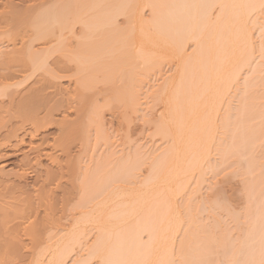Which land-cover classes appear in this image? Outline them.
Segmentation results:
<instances>
[{"label":"bare ground","instance_id":"obj_1","mask_svg":"<svg viewBox=\"0 0 264 264\" xmlns=\"http://www.w3.org/2000/svg\"><path fill=\"white\" fill-rule=\"evenodd\" d=\"M39 1L20 0L19 2L25 4V6L19 8V3H14L13 0H0V5L4 6V9L0 11V56L2 57L3 55V60L1 59V57L0 60L4 61V55H10L11 53L17 55L18 50L20 56L21 54L23 56L19 57L21 60L16 58L18 57V55L14 58L12 57V60L11 57L8 56L10 59L6 57L8 60L5 58L7 61L5 60L4 62H7V73H5V71L3 73L0 69V98L5 97V99H7L6 97H8L9 100L7 101H10L11 103V105L9 106L13 105L14 107L15 94L17 91L16 87H19V85L21 87V84L19 80L17 82L14 81V83H10L8 80H13L18 77L16 76L17 72L22 70L23 76L25 75L24 72L27 71L26 77L24 76L25 78L38 71L40 75L42 71L45 72L47 70L48 73L46 71L45 73H42L41 76L44 77L43 74L47 76L49 74L50 79L52 78L54 81H57L59 78L61 79V77H67L65 76V73H67L68 75L71 71L72 74L74 72L75 74L81 75L80 71H85L82 70V68H87L88 65L91 66V64L89 63L93 62L94 60L95 62H97H94L95 64H97V66L94 67L99 68L98 66H100V68L104 69L105 66H102V63H104L103 59L109 56L110 58H112L113 55H115V58L113 59H116V64L112 62L113 60H106V58L105 62L110 61V65L113 63L112 65L114 66L112 71L115 72V70L117 71L118 69V73L120 72L119 69L122 68L121 63H123L125 65H123V68H125L126 65H130L131 69L132 67L134 68L136 66H140L142 69V73L144 75H147L158 66H160L162 59L165 56L169 55L177 58L178 66L176 65L177 69L175 70L176 74L174 75V77L171 78V80L165 82L164 86H160L161 88L157 93L154 92L157 94L155 95L157 96L159 102H163V111L165 110L164 113H161L162 115L160 114L159 117L157 116L158 120L156 121V123L154 122V125L157 124L156 128H160L159 132H161L162 130L163 134L167 133V135H164L166 136V138L167 136L170 137L171 144L167 148L168 150H165V153H163L161 157H158L157 159L152 161L153 163H150V166H148L147 170L148 172L146 171L147 174L145 175V179L140 183V187H120L131 190V192L129 190L126 191L130 193V198L131 196H133L131 198L132 200H129L128 208H124L121 210L113 207V202L115 199L114 193L117 191L119 192V189H117L116 191L111 187L115 182L118 181L117 179L126 176V178L129 180L130 177L134 176L135 171L140 170V162L138 160L137 162H134L136 160L133 161L132 157L131 160L133 161V163H131L132 161H129L130 157H128L129 160L125 158L124 160L127 161L122 162V158L120 160V162L122 163L118 162L121 165L117 163V167L114 166L115 168H113L111 172L108 171L109 173H107V176H104V179L102 176L103 174L105 175L106 168H109L108 165L112 163L108 161L110 157L109 156L107 157L108 159L104 160L106 162L108 161L109 164L108 162H101L100 165L99 163H97L96 166H100L98 167V169L95 168L98 170V172H95V169L94 172H92L93 170L90 171L91 174L96 173L93 174L94 177L91 174H88L89 170L88 172H83L84 174L87 172L85 174L86 176L83 174V177L85 178H83L82 181L85 185L87 183L88 186L86 187H88V189L84 187L86 189L85 194L83 193V196L78 199V202L76 203V205H74L75 207L72 210H68V205H66L63 201V210H61L62 212L61 214L59 213V216L57 215L59 211L55 209V197L54 199H52V197L51 200L49 198V204L48 202H45L46 204H48L44 205L48 207L46 208V210L48 209L47 211H49V214L46 213L47 217L46 215V218L44 217L46 221L44 222L45 228L43 230L47 229L48 232H46L45 230V232L43 233H46L45 236L47 235V238L50 241L54 240L53 243H55L51 244V247L50 245H46L42 248V250L39 251H36L39 247L36 246L37 248L35 247V250H33V248L32 250L34 252L36 251V254L34 253V259L30 264H67V260L71 258V256H73L72 254L76 253L75 251L79 247L81 248V245L83 243L82 241L86 238L88 232H94L96 235L92 244L88 246V261H77V264H90L93 259L94 261L97 260V264H174L176 261V259L174 258L176 257H180L178 259V261H180L178 264H199V259L198 257H195L196 254L193 253L194 248H191L192 244H190L189 242V233L191 234L193 229L191 227V231L190 228L188 229L186 227L187 229L184 228V231L180 226V222L182 224L183 219L179 218L181 217V214L180 216H178L180 208H178V202L176 205L175 196L177 194L176 192H184L186 188L188 189V184H186L185 182H189V180L185 181V179L187 180L188 177L189 179H191L193 176L192 175L190 177L189 175L197 172V174L195 175H198V179L204 177L203 175L206 171L204 167L207 166L205 161H208L209 159L208 156H210V151H212L210 149H213L217 146L214 143V137H216V135L214 136V134H216L215 131L219 126V121L224 127L226 124L228 125V123H230V121L233 119L236 122V120H238V116L239 120L242 121L241 116H243V118H246L244 116L246 115L244 112H249V115L251 114L250 112H254L251 105L254 104L255 98L254 96V99L250 98V96H247V94L249 93V90L251 88H254L256 86V80L254 81V79L246 77L242 82V84L245 86V88H242L243 90L238 87V84L239 82H241L240 80H242V75L246 74L247 70H251V72L250 70L249 72L247 71V74H258V72H260V65L264 64V20L261 21L260 17L264 15V0H71V2H69V0H67L66 2L64 0H49V2ZM46 2H51V6L48 3V5L45 4ZM45 5L46 7H50L44 8ZM216 7H218V10H216L217 13L216 11H214L216 13V15H214L213 10H215ZM145 8H149L148 10L150 11V14L148 15L150 16V18H146V15L144 16L145 13H143V10H145ZM253 14H257V16L255 15V17ZM119 17H123V23L126 25L131 24V27L130 25L129 27H124L123 23L120 22V24L123 25L121 26L118 22V20H120ZM253 26L255 27V29L257 27L259 38H261L259 45H256L253 40ZM190 40L194 42L192 43L195 47L193 52L188 53V51H186V44L187 41L191 42ZM5 49L7 50L5 51ZM114 51H116V53L118 52L119 59L116 56L117 54L112 55ZM21 52H26L24 53L25 57H27V59L25 58L26 61L22 60V58L24 59V55ZM103 53L106 56H104ZM106 53L109 56H107ZM257 53H259V55ZM256 54L258 55L257 59L255 58ZM90 57L91 59H89ZM102 57L103 59L101 60L100 58ZM121 59H123L124 62L126 60L129 65L128 63H124L123 61H121ZM255 59H259V61H261L257 64ZM9 60L24 62H20L22 64L21 65L20 63L13 61L14 63L12 62V64L14 65L16 63V67H11L12 64H10L11 62ZM98 62L101 64L98 65ZM134 63L136 64V66H134ZM254 63H256V65H254ZM8 64L10 67L7 66ZM17 64L21 65L19 66L21 68L20 70L17 69ZM106 64L109 68V64ZM48 66L49 68L51 67L50 69H52V71L48 70ZM0 67L4 68L5 63L3 66L0 65ZM107 67L105 68L106 70L108 69ZM14 68L15 70L17 69V71H15ZM100 68L96 71H100ZM123 68L121 70H123ZM109 69L110 70H108L107 72L110 73L112 66ZM244 71L245 73L243 74ZM22 72L20 73L21 75ZM50 73H52V76H50ZM114 74H112L113 76H111L114 77ZM116 76L117 75L115 74V77ZM42 77L40 81L46 78ZM107 77L109 78V81H114L110 80V75ZM115 77L112 79H116ZM48 81L49 87H54L55 83L58 82H51L52 85H50V80ZM76 82L77 84L79 83L77 80ZM263 82L264 81H262V85L264 84ZM23 83L25 84V82ZM233 86L234 88L235 86H237L236 88L240 89L239 91L243 93V98L241 97L242 102H239V109H241L240 111H238L239 109L237 110V113L241 112V114H239L238 116H236V114L234 115L235 117L229 110H225L226 112L221 113V111H223L222 104H226L224 100L226 99V97L230 96L229 93L230 91H232L231 88ZM13 87H15V90ZM262 87H264V85ZM12 88L14 90L13 92H11ZM11 95L13 96V98ZM244 95L247 97H245ZM119 96H121V94ZM119 96H117L116 98L117 101L121 102V99L119 100ZM123 96L124 95L122 94V97ZM110 98H112L111 101L110 99H107L109 101H105L107 103V106H111L112 104H114L113 99L115 97ZM252 99L253 101L251 103L249 100ZM126 100L130 105H128L129 108L135 110L138 102L136 81L134 83V86L131 88ZM4 104L2 103L1 105L0 103V106H2L1 109L3 108ZM49 111L46 113L44 112L46 117V114L49 113ZM242 112L244 115H242ZM33 113L35 117L31 115ZM55 113L50 111L49 114L52 115L50 117H53V114L55 115ZM16 114L15 112L12 113L13 116L9 114L10 120L11 117H15ZM19 114L22 117L18 116ZM26 114H30V116L33 117L29 118ZM36 114V112H26L24 113V117L29 119V121L32 118V125L35 124L36 126L38 125L36 123V118L37 122H39L38 120H42L39 119V117H36ZM18 115V117L16 116L15 118L20 117L19 120H21L20 124H22V126L23 123L27 125L29 124L28 120L26 123V118L24 119L23 112H19ZM63 116L65 115L63 114ZM236 117L237 119H235ZM33 118H35V121ZM3 120H5V118ZM10 120L8 121L10 122ZM24 120L25 122H23ZM243 121L246 120L243 119ZM41 122L39 123L41 124ZM4 123L6 122L4 121ZM244 123L245 122L239 123V121H237V123H234L233 121L232 123L231 121V125L235 124L236 126H243L242 124ZM101 124L104 125L103 123ZM1 125L0 128H2ZM227 125L224 127L225 129L230 126ZM20 127L18 129L21 131ZM38 127L40 126L38 125L37 128ZM24 128L25 127L23 126L22 129ZM3 129L4 128H2L1 130ZM98 129L99 131L97 132L99 133L97 134V137L99 139H102V141L103 139H105L104 141H106L105 132L99 127ZM79 132L80 131L78 130L77 134ZM243 133L241 132V136L245 137L244 135H242ZM23 134V138L19 137L18 130L12 128L8 129V134H6L5 136L3 135L4 137H2V134L0 133V140L4 138L6 141L2 145L0 144V161L20 155V152H22L23 150H21L20 147L25 145L26 141L24 137L27 138V136H31L32 139L35 138L32 130H25ZM246 134H248V137L246 139L243 137L241 138L243 141L245 139V141H241L242 143L239 142L241 145L239 143L236 144L239 145V147L235 145L237 147L236 151L238 154L239 152H241L243 147L244 149L246 148V152L248 153L253 146V142H257L256 140L258 139V136L255 131H250L248 133L246 132ZM78 137L83 139L86 138V140H88V135L84 131L79 133ZM56 138H60V136ZM99 139L98 141H100ZM215 139L216 142L217 138ZM57 140H59L60 143ZM61 141L62 139H56V142L57 144L59 143L62 152H60L59 150L58 151L63 154L64 145H62L63 141ZM1 142L2 141H0V143ZM36 144L37 143H35V145ZM41 144L43 145V143H40L36 146L30 144V147L27 148L28 151L26 152V156H29L28 153L35 152L36 154V151L39 154L41 150L40 148L43 147L41 146ZM50 144L47 145L50 146ZM53 144L55 146V143ZM57 144L56 146H58ZM47 145L46 147L48 149ZM212 145H214L213 148ZM232 146L233 145L230 144V148H228L231 150L233 149ZM55 147H53L54 149H52L51 147L52 150H50L49 148V151L46 149V152L41 150L42 153H44L41 154L40 152V154L44 155L43 157L45 158H49L50 160L52 159V162H54V164L56 162L60 164V161L62 159L60 158V155L55 156L56 153L53 151L55 150ZM60 147H56V149H59ZM4 149L12 150V152L7 154L3 151ZM226 149L227 147L221 150L222 153H224V156L229 154V152L227 153L228 149ZM244 149L242 151V156L247 154L244 152ZM69 151H66L65 155L67 154V152L69 153ZM40 154L38 155V158L41 157L42 159V156ZM40 160L38 161L40 162ZM38 161L35 162L37 164L35 165L37 167L38 165L42 167V163L38 164ZM65 161H67V159ZM69 162H71V160ZM69 162L67 161V163ZM24 163H26V161H24ZM5 166L6 165H0V172L3 171V168ZM60 168L59 170H62ZM34 171L40 179H42L41 177H44V179L41 181H44L46 175L49 173V170L46 175H44V172H41L39 169H36ZM18 173L21 174L20 172L14 174L11 173V175H9L8 173V179L5 178L6 180L3 179L0 181V240L2 237H8V239L11 238L14 240L18 236L16 235L17 231L15 233V229L19 230L26 224L25 227H22L25 231L24 235L27 236L26 231H28V240H30L31 237V241L34 242L38 237L39 229L38 231H36L37 227L36 225H33V223L35 224V222L33 221L34 217L32 218V216L38 213V209L41 205L40 203H42V201L40 200L42 194H37V197H40L37 198V200L39 199L38 202L40 203H36L37 201L34 202L36 197L33 199V195L28 191L31 188L28 180H26L23 175H19ZM42 174L44 176H42ZM52 175H54V173L52 172L50 176L47 175L46 180L48 179L50 181ZM96 175H100L106 183H109L106 184L105 182H103V180L101 181L102 184H105H100L99 186L100 188L103 187V191L101 189L102 192H100V190H98V192H95L99 188L98 186H96L98 188H95L93 191L91 190L93 188L89 189V183L92 182L91 180L98 179V177L96 178ZM10 176H13L14 179L12 180V177L10 179ZM25 177H28L27 174L25 175ZM89 177H93V179H90ZM159 178H163L164 182H170L169 184L175 182L174 184L176 185H169L168 190L165 188V191L168 192L166 194H164L165 192L162 191V189L164 190L163 187H166V185H163V187L161 186L162 189L161 187L160 189L162 191V194H160L161 191L157 186L163 184V182H161L163 181V179H160V181ZM84 179H86V183ZM99 179L98 181H100ZM22 181L25 182L26 189L28 190L23 191V185L22 187L20 185V182ZM88 181L90 182L88 183ZM155 181L157 183V190L151 191L153 185L156 184L154 183ZM181 181H183L184 184L182 182L181 186H179ZM200 181H197L196 183H198L199 185ZM45 182L46 181H44V183ZM19 186L22 188V190L19 188ZM57 187L60 188L59 186ZM110 189H112L113 191H110ZM125 189H123L124 192ZM40 190L42 191L41 187ZM121 192L122 190H120V194ZM150 192L152 193L154 198L157 195L158 199H154ZM153 192H157L156 195H154ZM225 193L226 192L224 191V194ZM124 194L122 193L121 196H124ZM179 194H177V197ZM103 195H106L107 202H97V200ZM117 195L118 194L116 193V196ZM159 196L161 197L160 199ZM225 196L228 195L225 194ZM151 197L154 201H151ZM162 197H164V199H162ZM186 209L189 208L186 207ZM68 211L75 212L71 213L72 216L70 215V218H72L69 219V221L71 220L70 224H68V226L65 224V226L63 224V221L65 219H68V217L66 218V214H68ZM125 216H130L129 220L132 223H129V226L128 218ZM176 216L178 217V220L180 219L181 221H178ZM132 217L134 218L133 221L130 219ZM30 220L33 222H31ZM125 220L128 221L127 225L125 224ZM254 222L256 221L254 220ZM187 225L188 223L185 226ZM189 225L193 226V224ZM182 226H184V224ZM180 229H182L184 232L181 231V233ZM253 231H251L252 236ZM179 232L182 234V238L180 234V242L177 241L179 238ZM145 234H147V237L144 241L142 239V236ZM192 237L194 239L195 234L194 236H191V239ZM55 239L57 240L55 241ZM194 240H196V237ZM32 242L29 245H31ZM39 242L42 241L39 240ZM15 243L17 242H14V244ZM35 243L34 246L37 244ZM44 243L42 242V244ZM37 245L40 246L39 244ZM176 246H178V248H176ZM30 247L28 248L30 249ZM48 247H50L51 250L45 249ZM13 251L15 252V250ZM240 252L241 250H239V254ZM237 254L238 252L234 254L236 257L234 260L232 259L233 261L231 260L232 264H241V260H238L240 258L237 257ZM12 257L14 258V256ZM17 257H15V259ZM9 260L11 261V256ZM195 260H197V262H195ZM256 260L258 259L256 258ZM1 263L3 262H0V264ZM5 263L6 261L3 264Z\"/></svg>","mask_w":264,"mask_h":264},{"label":"rangeland","instance_id":"obj_2","mask_svg":"<svg viewBox=\"0 0 264 264\" xmlns=\"http://www.w3.org/2000/svg\"><path fill=\"white\" fill-rule=\"evenodd\" d=\"M13 1H14V3H19L20 6L17 4L19 6V8L25 6V4H22L21 2H19L20 0H13ZM16 1H18V2H16ZM40 1L41 2H44V1L49 2V0H40ZM64 1L66 2L67 0H64ZM48 2H46L45 4H47ZM69 2H71V0H69ZM50 3H48V4L50 5ZM2 6L3 5H0V11L4 9V6L3 7ZM50 6L46 7V5H45L44 8H48ZM148 9L145 8V10H143V13H145L144 16L146 15V18H150V16L148 15V14H150V11ZM216 10H218V7H216L215 10H213L214 15H216V13H217ZM214 11H216V13ZM253 15L257 16V14H253ZM262 16H264V15H262ZM262 16H260L261 21L264 20V17H262ZM119 19H120V20H118L119 24H120V22L123 23L124 18L119 17ZM252 19H253V17H252ZM146 20H148V19H146ZM123 25H124V27H129V25L131 27V24H129V25L127 24L128 25L127 26L126 24L123 23ZM123 25H121V26H123ZM253 27H252V29H253L252 30L253 31V33H252L253 34V40H254V43L256 45H259L261 38H259V33L257 31V27H256V29H255V27L254 28ZM127 29H129V28H127ZM96 40H98V39H96ZM190 41L191 42L187 41V44H186L187 49L185 48L186 51H188V53L193 52L194 47H195V46H193L194 42L192 40H190ZM6 50L7 49H5V51ZM23 51H25V50H23ZM26 52H24V53H26ZM21 53H23V52H21ZM24 53H23L24 59L22 58V60L26 61L27 57H25ZM113 54H117L116 56L118 58V52L116 53V51H114L112 53V55ZM257 54L259 55V53H257ZM257 54L255 57L256 59L258 56ZM17 55H18V57H16V58H18V59H20L19 57H23L22 54L20 56L19 50L17 52ZM17 55H14L13 53H11L10 55L9 54L6 56L4 55V57L6 58L9 56V57H11V60H12V57L14 58ZM103 55H104V53H103ZM104 56H106V55H104ZM107 56H109V55L107 54ZM113 56H112V58H110V56L105 57V58H106V60H111V61L113 60L112 62H114V64H116V62H115L116 59H113V58H115V55H113ZM2 57H3V55H2ZM2 57H1V59L3 60ZM9 57H8V59H10ZM103 57L100 59L102 60ZM5 58H4V61L7 59V58L6 59ZM105 58L103 59L104 63H102V66H105V68H106L108 66L106 63H108L110 67L112 66V69H111V71H112L113 66H114V65H112L113 63L110 65V63H111L110 61L105 62ZM120 58H121V56H120ZM123 58H124V56H123ZM89 59H91V57ZM256 59H255V61L258 64L261 60L259 61V59L258 60H256ZM2 60H0L1 61L0 65L3 66L5 63V67H6L7 62H4ZM13 61L18 62L17 60H13ZM13 61H10L11 62L10 64H12ZM121 61H123V59H121ZM2 62H3V65H2ZM20 62H18V63H20ZM23 62L24 61H22L21 63H23ZM87 62H89V61H87ZM94 62H95V60L93 62L89 63V64H91V66L88 65V67L86 66L87 68H82V70H85V71H82V72L80 71L81 75L75 74L74 72L72 74V71H71L68 75H67V73H65L66 74L65 76H67L65 78L61 77V79L60 78L58 80L55 79L58 82L54 81L52 78H51L52 79V81H51V79L49 78V74H48V76L43 74L44 77H46V78L41 76L42 73H45L47 70L46 71L44 70L45 72L42 71V73H40V75H39V71H38L36 73L29 75L27 78H25L27 75L26 74L27 71L24 72L25 77L23 76V72H22L23 70L18 71L17 75H16L18 77H16L15 79L12 78L13 80H8L10 83L11 82L14 83V81L17 82L19 80L21 87H20V85H19V87H16L18 92L16 91L17 95L15 94L14 107H13V105L9 106V105H11V103H10V101L9 102L7 101V100H9L8 97H6L7 99H5V97L0 98L1 105H2V103L3 104L5 103L3 108H2L3 110L1 109L2 106H0V117H1L0 118V120H1L0 125L2 123V125L5 126V127H3L1 125V127L4 129L1 130L2 128H0V133L2 134V137H4L6 134H8V129L12 128V129H17L19 137H22V136H24L23 133L25 132V130H27V131L32 130L35 138L32 139L31 136L30 137L27 136V138L24 137L26 141L24 140L25 145L20 147L21 150L23 149L22 152H20L21 154L15 156V157L9 158L7 160H1L0 161V165H6L3 168V171L0 172V181L3 179L4 180L8 179V177H7L8 173H9V175H11V173L14 174V173L20 172L21 174H19V173L18 174L23 175L24 178H26V180H28V183L31 186L30 190H28V189H26L25 182H23V181H22L23 183L20 182L21 187L23 185V187H22L23 191L28 190L29 192H31L30 194L33 195L32 196L33 199L36 197L34 200V202L37 201L36 203H40V202H38L39 199L37 200V198H40L39 196L37 197V194L38 195L42 194L41 199H40L42 201V203H40L41 205H40V208L38 209V213L36 215L33 213L35 216L34 215L32 216V218L33 217L37 218V219L33 218V221L35 222V224L33 223V225H36V227H37L36 231H38V229H39L38 237H37L39 239L36 238V240L35 241L33 240L34 242H32L31 241L32 239L30 237V240H28L29 239L28 231H26L27 236H25L24 235L25 234L24 228H22V227H25L26 224H25V226H22L19 230L15 229V233L17 231L16 235H18V236L14 240L11 238L8 239V237H5L6 239L4 237H2L0 240V259L3 258L0 260V262L4 263L6 261L5 264H12V263L13 264H18V263L19 264H30V263H32L31 261H33V259H34L33 256H35L34 253L36 254V251L42 250V248L46 245H50V247H51V244L55 243V242L53 243L54 240L50 241L47 238V235L45 236L46 233L45 234L43 233V232H45V230H46V232H48L47 229L43 230L45 228L44 227V222L46 221L45 218L47 217L46 213L49 214V211H47L48 209L46 210V208H48V207H46L45 205H48L51 198L53 197L52 199H54V197H55V201H56L55 209L57 211H59L57 213V215L60 216V214L62 212L61 210H63V208H62V206L64 205V204L62 205L63 201L66 205H68V210H72L75 207L74 205H76V203L78 202V199H80L83 196V193L85 194L86 189L84 187L88 186L86 183V179H84L86 185L82 181L83 178H85V177H83V174H84L83 172H85V171L88 172V170H89L88 174L90 175L91 174L90 171L93 170L92 172H94L95 168L98 169V167H100L99 166L100 163L106 162L104 160L108 159L107 157H109V156L110 157H109L108 161H110L112 163L110 165H108L109 166L108 169L106 168L105 175L103 174V176H102V174H101V176L103 178H104V176H107V173H109L108 171L111 172L112 169L117 167L118 164L122 163L123 161L129 160L128 157H130L129 161H132L131 160V157H132L133 161L136 160L134 162H137V160L140 162V166H141L140 170L135 171L134 176L130 177L129 180L126 178V176L122 177L123 179L120 178L121 177L120 176L119 178L122 180L117 179L118 181L115 182L111 187L113 190H116V191H117V189H119V192L117 191L114 193L115 199L113 202V207H115L116 209L117 208L121 209V210L124 208L125 209L128 208L129 200L133 196H131V198H130V196H129L130 193H128L126 191L129 190L131 192V190L125 189V188H120V187L121 186L122 187L127 186L128 188L138 187V186L140 187V183L145 179V175L147 174L146 171L148 170V166H150V163L152 161H154L155 159H157L158 157H161L162 154L165 153L164 151L165 150L167 151L168 150L167 148L171 144L170 137L167 136V138H166V136L164 135V134L167 135V133L163 134L162 130H161L162 133L159 132L160 128L157 129L156 128L157 124L154 125L156 123V121L158 120L157 116L159 117V115L161 113H164V111H165V110L163 111L164 104L161 101H160L161 103L159 102V100L156 96L157 95L156 93L160 90V88H161L160 86H164V83L171 80V78H173L174 75L176 74L175 70L177 69V66H178L177 58L172 57L170 55L165 56L162 59L161 65L158 66L156 69H154L152 72L148 73L147 75H144L142 73L141 67L136 66L135 63H134V66H136V67L133 68L131 66L132 67V69H131L129 63L126 62V60H125V62L128 63L129 66L126 65V67L123 68L125 65L123 63H121L122 64L121 67L123 68V70H121L122 68L119 67L120 68L119 69L120 74L118 73V69H117V71L114 69L115 72L112 71L113 73L110 71L111 74L109 72H107L108 70H110L109 69L110 67L109 68L107 67L108 69L106 70L104 67H103L104 69H102V68H100V66H98L101 69L100 71L102 73L99 70L96 71L99 68L94 67V66H97V64H95L97 62H95V63ZM256 63H254V65H256ZM15 64L14 65L12 64L11 67L15 66ZM20 64L19 65L17 64V69H19V70L21 69L19 66L22 65V64L21 65ZM100 64L101 63L98 62V65H100ZM104 64H106V65H104ZM7 66L10 67L9 64ZM5 67L4 68L0 67V69L2 70L3 73H4V71H5V73H7L6 72L7 67L6 68ZM48 68H49V66H48ZM50 68L48 70L52 71V69H50ZM17 69L15 70V68H14L15 71H17ZM102 70L105 72H103ZM249 70H247V71L249 72ZM247 71H246V74H244L245 71L243 72L244 75H242V77H241L242 80H240L241 82H239L240 85L238 84V87H240V89H242L243 87L245 88V86L242 84V82L246 77L254 79V81L256 80L255 81L256 86L254 84L255 87L253 86L254 88H251L252 91L250 89L249 93L247 94V96H250V98H253V96L255 98V99L253 98L254 104L251 105L252 110L254 112H250L251 113L250 115H249V112H244L246 115H244L242 112V115H244L246 118H243V116H241L242 121L239 120L238 115L241 114V112L237 113V110L239 109V105H240L239 102L241 101V97L243 98V93L241 91H239L240 89L236 88L237 86H235V88L233 86L231 88L232 91H230L231 94L229 93L230 96L226 97V99L224 100L226 103V104H224L225 107L222 104L223 111H221V113L229 110L233 116L236 114H237L236 116H238V120H236V122L233 119L235 116L234 117L232 116L233 117L232 118L233 120H231L232 123H233V121H234V123H237V121H239V123L240 122H245V123L242 124L243 126H241V125L236 126L235 124L231 125V121H230V123H228V125H230V126L228 128L226 127L227 129H225L224 127L227 124L223 127L221 125V122L219 121V123H218V121H217L219 126L217 127L218 130L216 129V131H215L216 134H214V136L216 135V137H214V143L217 146L213 143L216 147L213 148L214 145H212L213 149H210L212 151H210V154H209L210 156H208L209 159L207 158L208 161L207 160H206L207 162L205 161L208 168L204 164L206 166V167H204V169L206 170L204 172L205 174L203 175L204 177L203 178L199 177L200 179H198V175H195V174H197V172L189 175L190 177L193 175L191 179H189V177L187 180L185 179V181L189 180V182H185L186 184H188L189 190L186 188L187 190L185 189L184 192H176L177 194H179V193L180 194L178 195V197H177V194L175 196L176 205L178 202L179 207L178 206L177 207L180 208V210L178 209L179 210L178 216H180V214H181V217H179V218L183 219L182 224L180 222V226L182 227V229L184 231H185L184 228H186V227L188 229L190 228V230L192 227V229L194 231L196 240H194L195 237H194V239H193V237L191 239V236L192 235L194 236L193 231L191 230L192 231L191 234L189 233V242H190V244H192L191 248H194L193 253L196 254V256H195L196 258L198 257L199 264H232V261L236 257L234 255V254H236V252H238L237 257L240 258L238 260H241V264H264V112H263L264 111V87H262L264 85V84L262 85V81H264V64L260 65V67H259L260 72H258V74L257 73L253 74V75H251L250 73L247 74ZM21 72H22V75L20 74ZM250 72H251V70H250ZM47 73H48V71H47ZM52 73H50V76H52L51 75ZM114 73L117 75L116 77H115ZM108 74L110 75V80H114V81H112V82L109 81V78L107 77V76H109ZM112 74H114V77L116 79H112V78H114V77H112L113 76ZM74 75H76V76H74ZM20 77H21V79H20ZM41 77L44 78V80L45 79L47 80L49 78L48 80H50V85H52L51 82L52 83L57 82V83H55V85H57L59 83L61 86L58 84L57 86L54 85V87L53 86L49 87V84H48L49 81L47 80V82H46V80L44 81L43 79L40 81ZM76 80L79 82L78 84H77ZM22 81L25 82V84ZM42 81H44V82H42ZM135 81H136V91H137V101L138 102L136 105V109L132 110L131 108H129L130 105L126 99L128 98L129 92H130L131 88L134 86ZM254 81H252V82H254ZM44 85H45V87H44ZM59 87L60 88L62 87V88L60 89ZM13 88L15 90V87H13ZM13 88H12L11 92L14 91ZM103 92H104V95H103ZM154 92H156V93H154ZM120 94H121V96H119ZM122 94L124 95L123 97H122ZM241 94H242V96H241ZM12 95H14V94H12ZM117 96L120 97V98L119 97L118 98H119V100L121 99V102L117 101V98H116ZM247 96H245V97H247ZM110 97H115L116 99L115 98H114L115 100L113 99L114 104H112L111 106H107V103L105 101H109L107 99H110V101H111L112 98H110ZM12 98H13V96H12ZM253 99L249 100V101L252 103ZM115 101H117V102H115ZM16 103H18V104H16ZM126 103H127V105H126ZM67 105L69 108L67 107ZM47 108H49V109H47ZM46 109L48 111L50 110L51 112H54V113L56 112L55 115L53 114V117H50L52 115L49 114L50 113V111H49V113L46 114L48 117L47 118L45 116V113L48 112ZM240 109L238 111H240ZM252 110H250V111H252ZM4 112L8 113V114H5ZM9 112H11V113H9ZM13 112H15V114L17 112L16 116L18 115L19 112H21V113L23 112V117H24V113H26V112L27 113L36 112L37 113L36 117H39V119H42L41 120L42 122L40 120H38L39 122H41V124H40L39 122H37V118H36V123L40 127L37 128L38 125L35 126L34 122H33L34 125H32V122H31L32 118L29 121V119L24 117V119L26 118V123L28 120L29 124L27 125V124L23 123V126L25 128L22 129L23 126H22V124H20L21 120H19V118L22 117V116H20V114L18 115V116H20L19 118H15L16 116L14 115L15 117H11V120H10L9 116L12 115ZM63 114L65 116H63ZM26 115H28V114H26ZM31 115H33L35 117L34 113ZM33 116H30V114H29L27 117L30 118ZM4 118H5V120H3ZM7 119L10 120V122ZM33 119L35 121V118H33ZM235 119H237V117ZM243 119L246 121H243ZM16 120H19V121H16ZM4 121L7 124L4 123ZM23 122H25V120ZM101 123H103L104 125H102ZM18 124L22 127H20ZM15 125H17V126H15ZM30 125L32 128L30 127ZM101 125H102V127H101ZM33 126L36 128H34ZM19 127H20L21 131L18 129ZM98 127L100 129H103V131L105 132L106 141H104L105 139H103V141H102V139H99L97 137V134L99 133V132H97V131H99ZM78 130L80 131L79 133H81L83 131L86 132V134L88 135V140H86V138L83 139V138L78 137V134H79V133L77 134ZM250 131H255L257 133L259 140L256 138L257 142L256 141H255L256 143L253 142L254 147L252 146L253 149L251 147V150L248 153L246 152V148L244 149V147H243V149L245 150L244 152L247 154L243 153L245 155L242 156L243 149L241 150V147H240L241 152H239V154H238L236 151V149H237L236 146L239 147V145H236V144L243 141L241 139L243 137V136H241V132L242 133L244 132L242 135H244L245 137H243V138L246 139L248 137V134H246V132L248 133ZM59 136H60V138H56ZM53 138H54V140H53ZM215 138H217L216 142H215V140H216ZM3 139L4 138H2V140H0V141H2L0 143L1 145L6 142L5 139L4 140ZM56 139H62V141H63V143H62V145H64V147H63L64 153L63 154L60 153V152H62L61 147L59 145L60 142H59V140H57L59 142L57 144ZM98 139L100 141H98ZM245 139H244V141H245ZM52 140H53V142H52ZM38 142H39V144L43 143V145L41 144V146H43V147L45 145L44 150H43V147L40 148L44 152H46L47 150L49 151V148H50V150L54 149L53 147H55L57 144L58 146H56V147L57 148L60 147V148L56 149V147H55V150L57 152L55 150H53V151L56 153V154L54 153L55 156L60 155L62 162L60 161V164H58L57 162L54 164V162H52V159L50 160L49 158L43 157L44 155H41L44 153V152L42 153L41 150H40L41 154L39 152V154L42 156V159H41V157H39L41 160L38 158L39 154L37 151H36L37 155L34 152V153H28L29 156H26V154H27L26 152L28 151L27 148L30 147V144L35 145V143H37L36 145H39ZM53 143H55V146ZM47 144H50L52 149ZM230 144L233 145L232 146L233 149H231V150L229 149L231 147V146L229 147ZM46 145L48 146V149H47ZM243 145H244V143H243ZM226 147L228 149L227 153L229 152V154H227V155L225 154L226 156H224V153H222L221 150H223ZM67 149H69L70 151ZM3 151L7 154L12 152V150H8V149H6V150L4 149ZM66 151H69V153L67 152V154L65 155ZM58 153H60V154H58ZM30 154H31V156H30ZM32 154L36 155L37 157L32 155ZM222 154L224 157L222 156ZM25 156L28 157L30 159V161ZM67 157H70V158L73 157V158L70 159ZM122 158H123V160H121ZM125 158L127 160H124ZM36 159L40 160V162ZM66 159L68 162L71 160V162L67 163V161H65ZM35 160L38 161V164L42 163V167H40L39 165L37 167ZM120 160L122 162H120ZM24 161H26V163H24ZM27 161H29V162H27ZM64 161H65V163H64ZM133 161L131 163H133ZM118 162H120V163H118ZM97 163H99L98 166H96ZM108 164H109V162H108ZM35 166H36V168H35ZM59 168L62 170H59ZM33 169L34 170L39 169L41 172H44L43 173L44 175H46L48 173V170H49V173L47 174L48 176H50L51 172L54 173V175H52L53 181H52L51 177H50L51 178L50 181L48 179L46 180V177H47V175H46L45 180H44V181H46L45 182L46 184H45L44 181H41L44 179V177H41L42 179H40L39 176L36 175V173ZM77 169H78V171H77ZM79 169L81 170V172ZM97 169H95V172L96 171L98 172ZM23 172H25V173H23ZM26 174L28 177H25ZM43 174H42V176H44ZM93 174H96V173H93ZM93 174H91V175L93 176ZM4 175H6V176H4ZM101 176L96 175V178L97 177H98V179L100 178L99 179L100 181H98V179H93L94 176L91 177L93 180H91L92 181L91 183H89L90 181H88L89 189L93 188V189H91L93 191L95 188H98L100 186V184L105 185L104 183L103 184L101 183V181L103 180L101 178ZM11 177L13 180L14 179L13 176H10L9 178L11 179ZM160 179L161 178H159V180ZM106 180H107V178H106ZM197 181H200L199 185H198V183H196ZM103 182H105V181L103 180ZM161 182H163V184H160L157 186V183L155 181L154 183H156V184L153 185V188L157 186L160 189L161 186L163 187V185H166V187H163L164 190L161 187L162 191L165 192L164 194L168 193L165 190L166 189L168 190L169 185H173L175 183V182L174 183L171 182L172 184H169L170 182H168V183H167V181L164 182V179ZM182 182L183 181H181V183L178 182V183H180L179 186H181ZM58 183H60V184H58ZM165 183L168 184V187H167V184H165ZM35 184H37V185H35ZM40 184H42L43 187ZM183 184H184V182H183ZM46 185H47V187H46ZM174 185H176V184H174ZM57 186H59L60 188H58ZM61 186H62V188H61ZM96 186H98V187H96ZM21 187L19 186V188L22 190ZM24 187H25V189H24ZM40 187L44 193L40 190ZM157 187L154 189L152 188L151 191L152 190L156 191ZM186 187H187V185H186ZM32 188L35 192L32 190ZM86 188L88 189V187H86ZM102 188L103 187H101V188L99 187L95 192H98V190H100V192H102L103 191ZM101 189H102V191H101ZM112 189H110V191H113ZM123 189H125V192L123 191ZM161 189H160V191H161ZM37 190L38 191L40 190V191L38 192ZM91 190H88V191H91ZM120 190H122L121 194H120ZM223 190L226 192L225 194L228 196H225ZM162 191L160 194H162ZM116 193L118 194L117 196H116ZM122 193L123 194L125 193L126 195L124 194V196H121ZM156 193H154V195H156ZM150 194L152 195L151 192H150ZM156 196L154 198L152 195V197L157 200L158 196L157 197ZM44 197H46V198L48 197V198L46 199ZM152 197H151V201H154L152 199ZM229 197H230V199H229ZM49 198H50V200H49ZM160 198L161 197L159 196V199ZM61 199H62V201H61ZM162 199H164V197H162ZM104 201L107 202L106 195L101 196L97 200V202H104ZM45 202L46 203L48 202V204H46ZM186 207L189 209H186ZM73 212H75V211H72V212L68 211V214H66V218L68 217V219H65L63 221L64 223L62 222L64 225L66 224L68 226V224H70L71 220L69 221V219H72V218H70V215L72 216L71 213H73ZM45 215H46V217H45ZM130 216H132V215H130ZM125 217H127V216H125ZM125 217H124V219H125ZM129 217H127L129 222L125 220V224L127 225V222H128V226L132 223L129 220ZM176 218L178 220L177 216H176ZM130 219L133 221L134 218L132 217ZM254 220L256 222H254ZM33 221H31V222H33ZM41 221H43V222H41ZM184 222L186 224L188 223V225L193 224V226L192 225L185 226L186 224ZM183 224L185 227L182 226ZM33 227H35V226H33ZM182 229H180V232L183 231ZM253 229H254V231H253ZM251 231H253V236H252ZM180 232H179V238L177 240L178 242H180V239L182 238V234H181L182 232L181 233ZM188 232H189V230H188ZM39 233L42 235H40ZM180 234H181V238H180ZM254 234H255V236H254ZM146 235L147 234L142 236L143 237L142 239L144 241L146 240V237H147ZM95 237H96V235L94 232H88L86 238L82 241L83 243L81 245V248L79 247L75 251L76 253L72 254L73 256H71V258H69L67 260V264H75L77 261L82 262L83 260H87L88 259L87 258L88 246L90 244H92ZM39 240L42 241L43 243L44 242H46V243L42 244V242H39ZM43 240H45V241H43ZM56 240L57 239H55V241ZM191 240H194L195 242L191 241ZM13 241L17 242V243L14 244ZM31 242H32V244L29 245ZM35 242L37 244H39L40 246H38ZM34 243L36 244L35 246H34ZM208 245H209V247H208ZM32 246H34V247H32ZM36 246L39 248H37ZM28 247H30V249ZM35 247L38 250H36L34 252L33 250H35ZM50 247L45 248V249L51 250ZM176 248H178V246H176ZM238 249L241 250L240 254H239ZM13 250H15V252ZM29 250L32 252V254ZM195 250H196V252H195ZM176 253H177V251H176ZM10 256H11V261L9 260ZM12 256H14V258ZM15 257H17L16 258L17 260L15 259ZM175 257H176V254H175ZM31 258H32V260H31ZM179 258L180 257L174 258V259H176L174 264H178L180 262V261H178ZM256 258L258 260H256ZM195 262H197V260H195ZM3 263H1V264H3ZM90 264H97V260L94 261V259H93L92 262H90Z\"/></svg>","mask_w":264,"mask_h":264}]
</instances>
